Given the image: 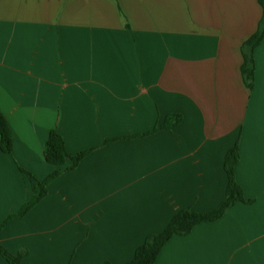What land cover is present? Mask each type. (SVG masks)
Returning a JSON list of instances; mask_svg holds the SVG:
<instances>
[{"label": "crops", "instance_id": "crops-1", "mask_svg": "<svg viewBox=\"0 0 264 264\" xmlns=\"http://www.w3.org/2000/svg\"><path fill=\"white\" fill-rule=\"evenodd\" d=\"M258 0H0V245L22 264H128L183 210L225 200L236 146L244 201L174 237L155 264H264V41ZM182 116L174 132L154 129ZM52 131L71 169L46 162ZM40 181L47 197L24 217ZM0 264H10L0 252Z\"/></svg>", "mask_w": 264, "mask_h": 264}, {"label": "trees", "instance_id": "trees-1", "mask_svg": "<svg viewBox=\"0 0 264 264\" xmlns=\"http://www.w3.org/2000/svg\"><path fill=\"white\" fill-rule=\"evenodd\" d=\"M258 1L263 9L262 20L258 31L248 41H246L242 47L244 57L242 76L246 86L250 90L253 89L255 81V51L264 41V0ZM181 123L182 116L170 115L166 118L163 124L144 136L153 135L162 131L174 132ZM0 150L7 155H12L14 150L12 132L9 123L1 112ZM87 154L88 153H83L76 157H72L66 150L65 142L62 136L57 131H52L47 142L45 159L47 163L58 167L64 166L68 160H71L73 161L71 169H74ZM239 159V150L236 146L230 151L225 161V171L229 177V185L226 191L225 200L216 210L208 213H196L191 210H183L179 212L162 233L150 235L146 239L144 245L136 251L133 261L128 264H155L162 250L174 237L187 236L201 224L219 221L237 202H243V190L237 183L235 174ZM21 171L27 175L34 192L33 200L20 214L21 217H24L47 197L48 185L60 175V172H56L45 181H40L32 174L24 170ZM3 227L4 226H2V228ZM2 228H0V231ZM0 252L10 264H22L23 259L27 255V253H20L17 256L12 255L1 245Z\"/></svg>", "mask_w": 264, "mask_h": 264}]
</instances>
